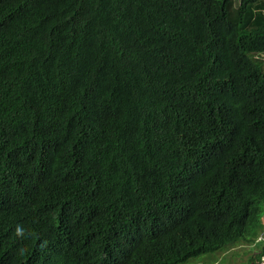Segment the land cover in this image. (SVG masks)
<instances>
[{"label":"trees","instance_id":"1","mask_svg":"<svg viewBox=\"0 0 264 264\" xmlns=\"http://www.w3.org/2000/svg\"><path fill=\"white\" fill-rule=\"evenodd\" d=\"M263 234L264 0H0V264Z\"/></svg>","mask_w":264,"mask_h":264},{"label":"rangeland","instance_id":"2","mask_svg":"<svg viewBox=\"0 0 264 264\" xmlns=\"http://www.w3.org/2000/svg\"><path fill=\"white\" fill-rule=\"evenodd\" d=\"M260 240L264 241V234L261 236ZM260 247V244L253 245L252 247L245 245L232 247L218 253L215 257L216 260L213 261H217V264H245L248 260L255 256L254 251L255 253L259 252ZM190 264H203V262H192ZM261 264H264V259Z\"/></svg>","mask_w":264,"mask_h":264}]
</instances>
